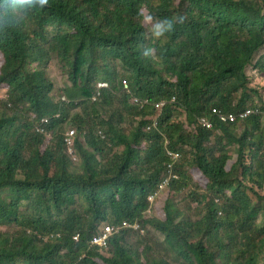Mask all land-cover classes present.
Returning <instances> with one entry per match:
<instances>
[{
  "label": "trees",
  "instance_id": "obj_1",
  "mask_svg": "<svg viewBox=\"0 0 264 264\" xmlns=\"http://www.w3.org/2000/svg\"><path fill=\"white\" fill-rule=\"evenodd\" d=\"M248 66L264 81V0H0V264H264V112L211 111H264Z\"/></svg>",
  "mask_w": 264,
  "mask_h": 264
},
{
  "label": "built area",
  "instance_id": "obj_2",
  "mask_svg": "<svg viewBox=\"0 0 264 264\" xmlns=\"http://www.w3.org/2000/svg\"><path fill=\"white\" fill-rule=\"evenodd\" d=\"M123 84H124V89H126V91H128L127 87H126V82L125 80H122ZM106 84L103 82H100L97 84V88L95 90V92L93 93L91 100H94L100 93V89L105 87ZM7 95H0V100H4L7 99ZM134 100L136 101V98H134ZM171 101L174 100V97H171L170 99ZM143 102H146V100H143ZM167 101L166 100H160V101H156V102H152V105L157 108V109H161L165 103ZM212 113L214 114V116H216L219 121L221 122H229V121H234L236 118H242L245 117L247 115H249L253 110L250 108H247L241 112L238 113H227V114H223L220 111L216 110V108H213ZM210 118V117H209ZM48 119L46 117L41 118L40 119V125L36 127V129L38 130H43V126L42 124L47 123ZM199 122L201 123L202 126L209 128L212 125V121L211 119H208L206 117H200L199 118ZM157 124V118L155 117L151 123V125L147 126V129H149L150 127H153ZM73 135H74V129H70L67 132H65L64 134V142L66 144L68 153L75 158V155L73 153ZM167 154L170 156L171 161L168 163V176H165V178L163 179V181L161 182V184L158 186V190H160L161 188L165 187L168 182L171 180V178H175L176 176L172 173V166L175 163V161L177 160V158L179 157V153L178 152H172V151H167ZM158 191H156L154 194H151L147 197V200L152 203L154 200V196L157 194ZM126 227H128V224H125ZM131 226L132 229L134 230H138L139 226L137 223H134L133 225H129V227ZM113 233H116L113 228L111 227H106L103 231V233L101 235H99L98 237L94 238L91 242V245H97V246H102L104 244V241L111 236ZM72 240L77 242L78 241V235H75L74 237H72Z\"/></svg>",
  "mask_w": 264,
  "mask_h": 264
},
{
  "label": "clouds",
  "instance_id": "obj_3",
  "mask_svg": "<svg viewBox=\"0 0 264 264\" xmlns=\"http://www.w3.org/2000/svg\"><path fill=\"white\" fill-rule=\"evenodd\" d=\"M22 2L23 3H27V4H29V5H38L40 8H43L45 5H47L48 4V0H22ZM152 20H153V17L151 16V15H148V16H146L145 17V21L146 22H148V23H151L152 22ZM184 22V19H183V17H180V18H177L175 21H173V20H170V19H164V20H161V21H157V22H155V23H152V28H151V32H152V34H153V36L154 37H156V38H159V37H161V36H163L165 33H168V32H172V31H174V28H175V24H177V23H179V24H182ZM147 53H145V55H146ZM126 82V81H125ZM100 83V82H99ZM103 83H105V82H103ZM123 83V82H122ZM106 84V83H105ZM106 87V86H105ZM105 87H103V88H105ZM96 88H97V85H96ZM96 88L94 89V91H93V93L95 92V90H96ZM103 88H101V89H103ZM123 88H124V84H123ZM101 89H100V91H101ZM93 93H92V95H93ZM0 95H7L8 96V94L7 93H4V94H0ZM9 97V96H8ZM7 97V98H8ZM92 97V96H91ZM96 99V98H95ZM94 99V100H95ZM4 100H6V99H4ZM91 100V99H90ZM94 100H91V101H94ZM0 101H2V100H0ZM8 104H10V103H8ZM247 108H250V109H252L253 111L249 114V115H251V114H258V115H261L264 111L263 110H261V109H259V108H251V107H246V108H244V110L245 109H247ZM249 115H247V116H249ZM247 116H245V117H242V119L243 118H246ZM42 118H44V117H42ZM47 119H48V117H46ZM237 119V118H236ZM235 119V120H236ZM234 120V121H235ZM48 122H49V120H48ZM47 122V123H48ZM229 122H233V121H229ZM47 123H44V124H42V126H43V130H38V129H36V127L37 126H39L40 125V120H39V122H38V125L37 126H35V131L36 132H38V133H43V132H45V130H44V128H45V125L47 124ZM224 123H227V122H224ZM70 129H74V135H75V128L73 127V126H71L70 128H68L67 130H65L64 131V133H63V137H62V139H63V143H64V145H65V148H66V152H67V154L70 156V158H71V160L72 161H75L76 160V155H75V149H74V135H73V139H72V141H73V146H72V148H73V153H74V155H75V158H73L69 153H68V150H67V147H66V144H65V142H64V134H65V132H67L68 130H70ZM170 182V181H169ZM169 182H168V184H169ZM167 184V185H168ZM166 185V186H167ZM149 195H151V194H149ZM148 195V196H149ZM158 195V194H157ZM147 196V197H148ZM158 196H154V198H155V200H156V198H157ZM148 201V200H147ZM148 203H149V205H148V209H147V212L149 213V212H151V207H152V204L153 203H150L149 201H148ZM136 223V222H135ZM134 224V223H133ZM133 224H129L128 223V227H129V225H133ZM139 230V229H138ZM110 237V236H109ZM108 237V238H109ZM107 238V239H108ZM106 239V240H107ZM105 240V241H106ZM105 241H104V243H105ZM75 242V241H74ZM91 245V244H90ZM92 246H97V245H92Z\"/></svg>",
  "mask_w": 264,
  "mask_h": 264
},
{
  "label": "rangeland",
  "instance_id": "obj_4",
  "mask_svg": "<svg viewBox=\"0 0 264 264\" xmlns=\"http://www.w3.org/2000/svg\"><path fill=\"white\" fill-rule=\"evenodd\" d=\"M253 69H251V67L250 66H248L247 67V73L248 74H250V76H251V80L254 82V80H258L259 82H260V84H262L263 86H264V81H261V78H259V77H256V75H254V73H253V71H252ZM47 73H48V76H49V78L55 83V84H57V76L59 75V71H58V69H57V67H56V64H55V62L53 61L50 65H49V67H48V70H47ZM255 83V82H254ZM262 93H263V98H264V89L262 90ZM162 191H165L163 194H162V196H159L156 200H155V198H154V200H153V205H152V209H151V214L153 213V214H157L158 215V212H157V210H156V208H158V207H161V205H162V201H163V197L165 196V194H166V190H162ZM161 194V193H160ZM181 197H175L174 199L175 200H179ZM148 213V212H147ZM150 213V212H149Z\"/></svg>",
  "mask_w": 264,
  "mask_h": 264
}]
</instances>
